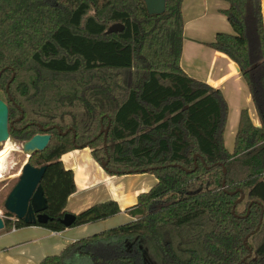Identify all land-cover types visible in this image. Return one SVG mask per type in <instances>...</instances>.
<instances>
[{
    "label": "trees",
    "instance_id": "16d2710c",
    "mask_svg": "<svg viewBox=\"0 0 264 264\" xmlns=\"http://www.w3.org/2000/svg\"><path fill=\"white\" fill-rule=\"evenodd\" d=\"M183 1L166 0L163 13L149 14L144 0H0L9 133L20 141L51 134L45 150L29 156L32 165L47 164L49 220L35 225L67 228L60 219L76 183L61 157L74 149L89 147L110 174L157 179L127 208L135 219L39 264H264L263 0H227L232 32L206 43L237 63L259 117L257 124L241 110L232 150L222 92L181 65ZM114 23L123 31L108 33ZM120 212L115 199L96 202L70 227ZM3 218L4 232L33 225L8 211Z\"/></svg>",
    "mask_w": 264,
    "mask_h": 264
},
{
    "label": "crops",
    "instance_id": "0c3cea01",
    "mask_svg": "<svg viewBox=\"0 0 264 264\" xmlns=\"http://www.w3.org/2000/svg\"><path fill=\"white\" fill-rule=\"evenodd\" d=\"M228 6L227 0L183 1L184 39L181 65L190 76L222 92L229 108L226 132L231 126L235 134L243 108L249 110L251 118L257 124L259 117L237 63L226 54L206 45L215 39L218 32H232V26L223 12ZM77 153H81L80 148L69 151L61 157L65 167L73 170L76 183V191L67 200V212L77 214L96 202L118 199V194L115 198L108 199L95 197L91 192L93 183L88 170L82 165L73 166L65 163L66 159L77 156ZM95 162L98 164L97 161ZM125 190L129 198L133 199L125 208L119 204L120 213L125 216V220L121 219L123 216L119 218V213L105 220L67 227L61 231H53L33 224L0 232V264H39L43 258L59 253L69 243L135 219L126 210L136 203L137 196L142 192L134 187H126Z\"/></svg>",
    "mask_w": 264,
    "mask_h": 264
},
{
    "label": "water",
    "instance_id": "95a60500",
    "mask_svg": "<svg viewBox=\"0 0 264 264\" xmlns=\"http://www.w3.org/2000/svg\"><path fill=\"white\" fill-rule=\"evenodd\" d=\"M146 8L149 14H160L165 10L166 0H144ZM264 10V0H263ZM124 29V25L121 23H114L107 29L108 33L121 32ZM2 70L0 71L1 76ZM13 78V77H12ZM12 80V79H11ZM9 84H7L8 88ZM43 131H47L49 128L41 127ZM59 132L61 129L58 127ZM108 128L101 130L106 135ZM65 134V133H64ZM8 140H12L9 135V108L4 99H0V148ZM51 140V134L39 133L33 135L30 139L21 142L22 151L28 156L35 152H42L48 146ZM106 147V144L104 145ZM195 159V168L197 156ZM106 162L102 165L105 166ZM47 164L41 166H33L30 163H25L22 172L9 191L4 207L7 211L16 216L17 219L24 221L26 224L46 223L49 220V216L45 213L47 209V199L44 196V191L41 185V180L46 171ZM194 168V169H195ZM189 171V170H188ZM226 172V169H224ZM225 187V181L223 182ZM243 196V194H242ZM241 196V197H242ZM262 220V219H261ZM60 221L67 227H70L75 221V214L72 212H66ZM5 222L0 216V230L4 229Z\"/></svg>",
    "mask_w": 264,
    "mask_h": 264
},
{
    "label": "rangeland",
    "instance_id": "374dc122",
    "mask_svg": "<svg viewBox=\"0 0 264 264\" xmlns=\"http://www.w3.org/2000/svg\"><path fill=\"white\" fill-rule=\"evenodd\" d=\"M105 129L106 127H103V130ZM234 135L233 128L229 126V128H227L225 139L226 146L230 150L233 148ZM14 144L6 143L4 147L0 148V151L7 150V160H9H6L5 171L0 176V216L2 218L6 211L4 207L5 199L10 189L17 182L19 175L21 174L22 166L31 160L28 155L22 151L21 141ZM105 144V148H107V143ZM80 149L81 153H77V156L71 159H66L65 163L73 166L82 165V167L88 170L93 183V190L91 192L97 197V199H99V197H103V199L115 198L116 194H118L119 200L117 198L115 199L119 202L121 207L125 208L133 201V199L129 198L125 190L126 187L140 189V192L143 193L150 190L156 183V177L148 172L136 174H110L99 163L97 164L95 162L89 147H83ZM3 178L6 179L3 180ZM120 216H123L121 219L125 220V216L122 213H120L119 218ZM3 230L4 229L0 230V232H3Z\"/></svg>",
    "mask_w": 264,
    "mask_h": 264
},
{
    "label": "bare ground",
    "instance_id": "6f19581e",
    "mask_svg": "<svg viewBox=\"0 0 264 264\" xmlns=\"http://www.w3.org/2000/svg\"><path fill=\"white\" fill-rule=\"evenodd\" d=\"M6 160H7V150L0 151V176L5 171ZM7 161H9V160H7ZM11 161H12V159H11Z\"/></svg>",
    "mask_w": 264,
    "mask_h": 264
},
{
    "label": "flooded vegetation",
    "instance_id": "af4514ba",
    "mask_svg": "<svg viewBox=\"0 0 264 264\" xmlns=\"http://www.w3.org/2000/svg\"><path fill=\"white\" fill-rule=\"evenodd\" d=\"M27 125H28V123L25 124V126H27ZM35 134H39V133H35ZM35 134H34V135H35ZM9 135H10V133H9ZM10 138L13 139V141H12V140H8L7 142H5V143L3 144V147L5 146L6 143L14 144V143L20 141V140H16V139L13 138L11 135H10ZM27 140H28V139H27ZM23 141H25V140H22L21 142H23ZM14 145H15V144H14ZM28 157H29V156H28ZM26 163H27V162H26ZM28 163H30V162H28ZM30 164H31V163H30ZM23 166H24V165H23ZM23 166H22V168H23ZM33 166H39V165H33ZM21 172H22V170H21ZM19 176H20V175H19ZM4 179H6V178H3V180H4ZM11 189H12V188H11ZM11 189H10V190H11ZM4 202H5V201H4ZM6 211H7V210H6ZM8 212H9V211H8ZM15 218H16V216H15ZM3 219H4V218H3Z\"/></svg>",
    "mask_w": 264,
    "mask_h": 264
},
{
    "label": "built area",
    "instance_id": "2783aa9c",
    "mask_svg": "<svg viewBox=\"0 0 264 264\" xmlns=\"http://www.w3.org/2000/svg\"><path fill=\"white\" fill-rule=\"evenodd\" d=\"M13 229H15V228H13Z\"/></svg>",
    "mask_w": 264,
    "mask_h": 264
}]
</instances>
